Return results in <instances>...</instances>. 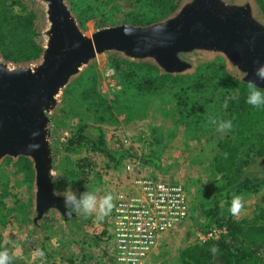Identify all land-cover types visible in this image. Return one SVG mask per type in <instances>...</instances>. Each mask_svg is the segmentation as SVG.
Wrapping results in <instances>:
<instances>
[{
    "label": "rangeland",
    "instance_id": "374dc122",
    "mask_svg": "<svg viewBox=\"0 0 264 264\" xmlns=\"http://www.w3.org/2000/svg\"><path fill=\"white\" fill-rule=\"evenodd\" d=\"M187 1L181 0L179 8ZM223 1L249 2L256 17L264 22L255 0ZM14 3L8 2L3 9L10 15L33 14L38 43L46 48L49 23L43 0ZM64 4L86 36L104 28L129 25L131 16L147 21L155 14L146 0H64ZM125 14L129 17L122 22ZM182 58L191 69L174 75L176 82L149 93L132 84L134 78L146 76L136 74L127 79L118 72V65L147 64L162 74L152 60H131L118 52H104L69 80L48 115L56 196L63 198L71 188L77 195L100 189L98 196L102 197L108 193L110 183L119 179L126 162L137 159L149 160L138 173L156 175L186 189L189 218L156 247L147 264H176L181 250L200 242L205 234L201 225L206 210L214 206L221 193L216 206L219 221L254 223L256 203L264 198V171L257 170L263 159L257 151L264 143V122L254 125L251 136L244 137L239 146V182L246 181L245 188L230 185L225 174L214 171L215 160L222 156L218 143L234 139L230 131L217 132L208 118L211 115L223 120L227 84L241 80L243 75L221 54L193 52ZM40 59L13 64L0 57V62L10 68L35 67ZM80 133L84 141H80ZM72 138L76 143L70 145ZM98 138L106 151L118 155L117 163L97 150ZM121 153L126 154L119 156ZM25 160L6 157L0 161V251L13 255L12 264H108L106 241L98 233L109 216L97 222L95 214L85 217L73 211L68 218L47 209L34 223V171L32 162ZM234 194L244 197V208L237 217L229 212ZM260 255L264 261V250Z\"/></svg>",
    "mask_w": 264,
    "mask_h": 264
},
{
    "label": "water",
    "instance_id": "95a60500",
    "mask_svg": "<svg viewBox=\"0 0 264 264\" xmlns=\"http://www.w3.org/2000/svg\"><path fill=\"white\" fill-rule=\"evenodd\" d=\"M43 2L49 29L40 62L35 67L14 68L0 62V161L25 157L32 162L34 223L47 209L68 217L63 198L53 190L48 115L60 91L97 55L114 51L131 60H152L164 74L178 75L191 69L184 55L221 54L243 75L240 81L245 84L255 79L256 61L264 64V22L249 2L188 0L161 22L145 27L122 24L90 36L80 31L64 0ZM256 82L264 88V82ZM30 144L40 147L30 151ZM257 170L264 171V157Z\"/></svg>",
    "mask_w": 264,
    "mask_h": 264
},
{
    "label": "trees",
    "instance_id": "16d2710c",
    "mask_svg": "<svg viewBox=\"0 0 264 264\" xmlns=\"http://www.w3.org/2000/svg\"><path fill=\"white\" fill-rule=\"evenodd\" d=\"M15 4L14 0H0V57L8 63L19 64L37 60L43 49L38 43V34L35 30V17L31 13H20L10 15L4 10L5 4ZM148 6L154 11V15L147 21L137 16H131L132 26H149L167 19L176 12L181 0H146ZM260 12L264 15V0H255ZM128 15L121 19L124 22ZM121 64H124L123 66ZM118 72L122 77L134 78L137 74L146 76L136 79L132 84L145 92H157L169 83L176 82L177 77L169 74H160L159 71L150 65L132 63H120ZM138 79V80H137ZM228 88L224 94L225 102L223 120H232L233 128L230 131L233 139H223L218 143L222 156L215 160L214 171L217 174H225L230 179V185L236 184V188H245L247 182H239V146L243 145V138L251 136L253 126L264 122V106L255 108L247 104V84L240 80L227 84ZM80 141H84L83 135H79ZM70 145L76 143L74 138L68 142ZM97 150H100L109 161L117 163L118 155L104 149L103 141L98 138L95 143ZM126 153H121L122 156ZM227 154V156H225ZM259 157H264V143L257 151ZM20 157V160L26 161ZM141 166L148 164V159L141 161ZM144 167V166H143ZM221 191H218V195ZM222 196V193L220 194ZM221 196L215 199L214 206L206 210L205 220L201 225V232L207 233L209 229L221 227L225 233L216 239H209L197 242L181 250L178 254L176 264H264L260 252L264 250V198L256 203V220L254 223L236 222L233 220L219 221L217 219V204ZM216 225V226H215ZM216 245L219 253L213 256L210 248Z\"/></svg>",
    "mask_w": 264,
    "mask_h": 264
},
{
    "label": "built area",
    "instance_id": "2783aa9c",
    "mask_svg": "<svg viewBox=\"0 0 264 264\" xmlns=\"http://www.w3.org/2000/svg\"><path fill=\"white\" fill-rule=\"evenodd\" d=\"M141 167L138 161L126 162L119 179L109 185L115 207L98 233L106 241L108 264H147L156 247L189 218L186 189L159 176L138 173ZM224 233V228L214 227L200 241Z\"/></svg>",
    "mask_w": 264,
    "mask_h": 264
},
{
    "label": "clouds",
    "instance_id": "9594fccd",
    "mask_svg": "<svg viewBox=\"0 0 264 264\" xmlns=\"http://www.w3.org/2000/svg\"><path fill=\"white\" fill-rule=\"evenodd\" d=\"M257 67L254 70L255 79L247 80V104L260 108L264 106V88H261L256 82L257 80L264 82V64L260 61H256ZM208 123L216 126V131L219 133H225L231 131L233 128L232 120L217 119L214 116L209 115ZM34 136L38 133H34ZM38 144H30L28 146L30 151L39 149ZM227 156V154H225ZM100 189L93 191H85L77 195L71 188L63 193L64 205L68 215H72V212L83 214L85 217L95 214L97 222L103 221L105 217L109 216L115 207V196L112 193L98 196ZM244 208V197L242 195L234 194L231 200L229 212L232 216L237 217L241 214ZM210 252L213 256L219 253V248L213 245L210 248ZM42 255V253H39ZM13 255H10L7 250L0 251V264H12Z\"/></svg>",
    "mask_w": 264,
    "mask_h": 264
}]
</instances>
